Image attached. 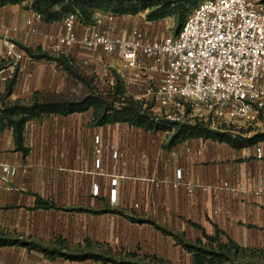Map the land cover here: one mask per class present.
Listing matches in <instances>:
<instances>
[{
	"label": "crops",
	"instance_id": "1",
	"mask_svg": "<svg viewBox=\"0 0 264 264\" xmlns=\"http://www.w3.org/2000/svg\"><path fill=\"white\" fill-rule=\"evenodd\" d=\"M20 18L25 33H29V19L38 30L26 40L37 41L35 48L49 51L47 36L61 24L35 18L32 9ZM73 54L76 62L85 59V63L105 67L111 63L80 49ZM111 57L116 70L118 59ZM62 72L55 61L33 59L26 53L18 70L19 81L13 83L9 97L32 101L36 91H62ZM5 83L0 81V91ZM162 132L126 123L94 125L89 111L51 112L29 120L24 128L26 152L17 148L13 131L6 150L0 142V162L12 168L9 175L0 174V209L27 210L42 225L54 212L66 211L74 225L81 220L79 225L89 229L93 215L101 216L98 227L107 235L97 242L136 249L164 263L188 264L190 260L193 264V257L183 243L160 227L184 238L197 232L196 240L204 239V232L215 235L219 230L224 240L230 237L244 248H264V158H257L254 150L202 137L168 149ZM98 136L100 143H96ZM97 147L101 148L99 154ZM98 157L100 166L96 165ZM179 169L185 180L205 186L228 181L229 187L190 195L177 184ZM114 177L118 178L116 185H112ZM114 187L116 200L111 198Z\"/></svg>",
	"mask_w": 264,
	"mask_h": 264
},
{
	"label": "built area",
	"instance_id": "2",
	"mask_svg": "<svg viewBox=\"0 0 264 264\" xmlns=\"http://www.w3.org/2000/svg\"><path fill=\"white\" fill-rule=\"evenodd\" d=\"M127 16L146 18L143 12L118 15L97 10L94 23L84 24L78 13L71 12L59 22L57 32L48 34L50 48L57 54L79 46L92 54L116 57L119 64L112 71L111 82L117 72L127 87L137 86L140 91L132 94L145 105V99L152 98L174 107V114L168 113L166 120L183 122L187 111L199 110L205 118L264 124V0H203L175 35H159L147 25L124 23ZM35 18L42 16L35 14ZM28 25L29 33H37L32 19ZM5 46L9 61L0 68L3 82L15 76L26 57L13 40H5ZM96 143H100L99 136ZM113 155L117 157L118 152ZM256 156L263 159L264 149L258 147ZM100 163L97 159V165ZM11 171L9 164L0 162V174ZM117 182L114 177L112 185ZM177 184L190 195L229 187L228 181L205 186L185 180L181 169ZM116 197L114 187L111 198Z\"/></svg>",
	"mask_w": 264,
	"mask_h": 264
},
{
	"label": "trees",
	"instance_id": "3",
	"mask_svg": "<svg viewBox=\"0 0 264 264\" xmlns=\"http://www.w3.org/2000/svg\"><path fill=\"white\" fill-rule=\"evenodd\" d=\"M24 0H0V4L5 5L8 2L20 3ZM66 1V2H65ZM95 2V0H93ZM112 4V0H102ZM138 0L131 2L126 6V0H122L119 5L110 8L93 6L95 3L86 0H33L32 6L42 16V20L47 23L61 22L65 16L71 12L78 13L80 21L84 24L94 23V15L97 10L113 11L118 15L138 13L139 9H147L146 19L149 22L158 21L169 16H174L179 24L183 26L189 14L203 0ZM100 3V1H98ZM56 4L61 8H56ZM96 4H98L96 2ZM97 7V8H96ZM178 30V32L180 31ZM177 32V33H178ZM176 33V34H177ZM175 35V34H174ZM26 53L33 59H47L55 61L67 75L77 79L87 91L84 95L78 97L75 94L65 91L59 92H41L36 91L33 100L28 105H22L18 101L13 105L6 103L0 108V121L9 122L13 127L17 148L27 149L24 146V128L29 120L37 119L45 114L56 112L69 114L73 112H92V122L94 125H106L115 123H126L130 126L139 127L151 131L168 132L165 146L171 149L192 138L214 139L221 142H228L232 147L242 149L252 147L264 140V134H255L251 137L238 136L233 134L220 133L213 131L204 122L195 123L183 121L159 120L151 113V106H146L141 100H137L129 91L125 81L114 72L113 81L105 88H99L92 83V77L89 78L87 71L70 56L65 54H52L43 50L42 47L33 49L25 47ZM72 78V79H73ZM12 84L8 86L3 94L2 103L12 91ZM18 112V116L13 117ZM12 113V114H11ZM166 233L172 234L176 239L185 245L187 250L192 253L193 264H264V248H257L261 259L253 262L251 256L246 253L248 248H244L236 241L227 237L224 240L219 230L215 235L203 233L204 239L199 238L195 242L186 241L181 235L160 227ZM18 240H10L0 237V246L17 244ZM25 246L38 244L21 242ZM92 246V244H91ZM105 250L103 252H82L77 255H69V259L88 260L93 259L101 264H176L164 263L156 256L141 255L135 251L118 249L110 244H100ZM243 254V256H241ZM249 257V259H248ZM253 257V255H252ZM257 260V259H256Z\"/></svg>",
	"mask_w": 264,
	"mask_h": 264
},
{
	"label": "rangeland",
	"instance_id": "4",
	"mask_svg": "<svg viewBox=\"0 0 264 264\" xmlns=\"http://www.w3.org/2000/svg\"><path fill=\"white\" fill-rule=\"evenodd\" d=\"M93 0H86V2ZM100 1V3L98 2ZM128 1V2H127ZM138 0H126V6H128L131 2H136ZM66 2V1H65ZM96 2L98 4H96ZM112 4L107 2H103L102 0H95V4L93 6H98L102 8H110L115 5H119L122 0H112ZM199 2V0L197 1ZM33 0H24L20 3H12L8 2L5 5L0 4V68L5 66L9 59L7 58L6 54V46L5 40H13L17 43L18 47L25 51V47H31L36 49L37 41H33L30 43L29 38L33 36L28 32H24L25 29L22 24L21 16L26 13L27 10L32 9L35 14H39L37 11L34 10L32 6ZM18 5V6H17ZM22 6V7H21ZM56 8H61L60 5L56 4ZM97 8V7H96ZM145 13L147 15V9H139L138 13ZM136 15V14H135ZM146 18H140V16H133L127 18L123 21L124 23H139L140 25H147L150 29L159 35H167V34H176L180 29L179 24L174 16H169L164 19H160L158 21L146 22ZM28 36V37H27ZM74 49H80L85 53H91L86 51L85 49L76 46L74 48L68 49L64 48L60 53L57 54H65L66 56H70L71 58H75L73 54ZM50 53L55 54V52L48 48ZM100 55L103 60H110L111 63L106 67L104 65H96V64H89L85 63L86 60L82 59L78 62V64L82 67L84 71L93 75H88L93 81L92 83L99 88H105L109 85L111 81V74L112 71L115 70V62L108 54L105 53H97ZM113 57V56H112ZM111 57V58H112ZM85 60V61H84ZM110 72L109 76H106L104 72ZM90 71V72H88ZM18 72L6 81L3 91H0V106L2 107L6 105H13L17 101L22 105H28L32 101L28 100V98H13L7 97L6 102L2 103L3 99V92L6 91L10 83H16L18 80L17 76ZM61 76V90L67 93L75 94L76 96L80 97L84 95L87 91V87L83 85L77 79L67 75L65 72H62ZM91 76V77H90ZM73 78V79H72ZM111 83V82H110ZM128 89L131 93L137 94L140 90L137 89V86H133L132 84L128 85ZM142 91V90H141ZM143 94V91L142 93ZM148 103L146 106H151L150 110L153 116L158 118L159 120L167 119L168 113L174 114L176 110L172 106H164L163 104L159 103L157 100L149 98L145 99ZM0 107V108H1ZM15 115L13 117L18 116V112H13ZM199 110L187 111L185 114V121H189L191 123H195L196 121L204 122L210 129L213 131H218L220 133L224 132L225 134H233L238 136H246L251 137L255 134H264V124L260 125H251L245 124L243 122L222 119V118H205L204 116L200 115ZM12 114V113H11ZM1 117V112H0ZM11 131H13V127L7 121L2 122L0 121V142L2 143V147L4 150L8 148V140L11 138ZM14 132V131H13ZM162 137H165L166 140L164 144L167 142L168 132H162ZM14 138L15 135L13 134ZM25 137V136H24ZM0 143V144H1ZM228 143V142H226ZM229 144V143H228ZM230 145V144H229ZM231 146V145H230ZM261 147L264 149V140L258 142L252 147H245L247 148L246 151L254 150ZM98 147L96 148L97 152ZM244 149V148H243ZM99 154V153H98ZM97 159H100L99 157ZM96 159V165H97ZM101 160V159H100ZM101 164V163H100ZM100 166V165H97ZM94 192L98 193L97 187L94 188ZM138 206V204H137ZM95 208V207H94ZM52 213V212H51ZM30 213L27 210L22 211L21 209H17L14 211H5L3 208L0 209V237L7 238L10 240H18L17 244L13 245H6L0 246V264H71L73 259H69V255H77L82 252H103L105 248L100 246V236L107 235L106 232L103 234L100 233V223H101V216L93 215V227L89 229L88 227L85 228L81 225L83 221L76 220L78 225H74L73 222L75 220L67 215L66 211H58L54 212V215L51 214L48 220L44 219V224L42 225L40 218L37 216H29ZM33 214V213H31ZM41 224V226H39ZM98 227V228H97ZM197 232L195 236L192 232L189 233L188 236H185V240L194 241L196 240ZM194 237V238H193ZM93 240L87 243V240ZM21 242H27L32 244H38L40 247H35L33 245L25 246L20 244ZM92 244V246H91ZM117 247V244H113ZM118 249L129 250L127 247H120ZM132 250V249H131ZM137 252L138 250H132ZM248 256H251L250 260L252 259L253 262L258 261V258L261 257L257 248H248L246 253ZM253 255V257H252ZM243 256V254H241ZM59 258V259H58ZM182 259H186L182 257ZM249 259V257H248ZM257 259V260H256ZM261 259V258H259ZM188 260V259H187ZM93 259L83 260L81 264H94ZM190 262V260H189ZM188 262V264H189Z\"/></svg>",
	"mask_w": 264,
	"mask_h": 264
}]
</instances>
